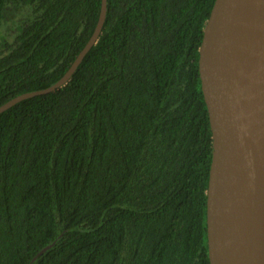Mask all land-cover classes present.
<instances>
[{"label": "trees", "instance_id": "trees-1", "mask_svg": "<svg viewBox=\"0 0 264 264\" xmlns=\"http://www.w3.org/2000/svg\"><path fill=\"white\" fill-rule=\"evenodd\" d=\"M100 2L0 0V105L65 73ZM213 2L106 0L69 80L0 113V264H210Z\"/></svg>", "mask_w": 264, "mask_h": 264}, {"label": "water", "instance_id": "water-1", "mask_svg": "<svg viewBox=\"0 0 264 264\" xmlns=\"http://www.w3.org/2000/svg\"><path fill=\"white\" fill-rule=\"evenodd\" d=\"M105 11L101 0L89 39L56 82L11 98L0 113L64 85L95 44ZM197 63L212 145L205 192L209 263L264 264V0H214Z\"/></svg>", "mask_w": 264, "mask_h": 264}]
</instances>
